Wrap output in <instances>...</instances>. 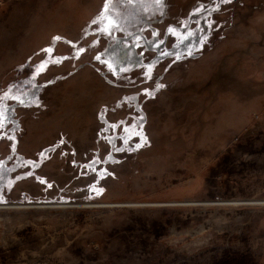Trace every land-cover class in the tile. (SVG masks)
I'll return each instance as SVG.
<instances>
[{"label": "rangeland", "instance_id": "rangeland-1", "mask_svg": "<svg viewBox=\"0 0 264 264\" xmlns=\"http://www.w3.org/2000/svg\"><path fill=\"white\" fill-rule=\"evenodd\" d=\"M0 264H264V0H0Z\"/></svg>", "mask_w": 264, "mask_h": 264}, {"label": "snow or ice", "instance_id": "snow-or-ice-1", "mask_svg": "<svg viewBox=\"0 0 264 264\" xmlns=\"http://www.w3.org/2000/svg\"><path fill=\"white\" fill-rule=\"evenodd\" d=\"M225 2H226V0H225ZM108 7H109V5L106 4L105 5V9L107 10ZM101 22L104 23V20L102 19ZM94 23H95V21H94ZM114 27H116V25L113 23V21L111 19H108L103 30L104 31H111V29L114 28ZM57 39H59V38H57ZM45 51L48 52V53H51L52 50L51 49H46ZM46 66H47L46 64H42V66L40 68V71H43ZM109 66L111 67V65H109ZM134 134L135 135H142L141 133H134ZM137 147H140V145H137Z\"/></svg>", "mask_w": 264, "mask_h": 264}]
</instances>
